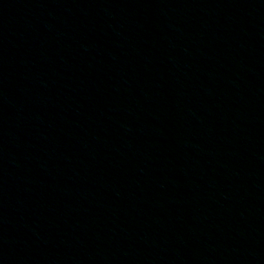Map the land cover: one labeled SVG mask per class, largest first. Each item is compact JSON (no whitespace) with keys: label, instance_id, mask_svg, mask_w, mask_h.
Listing matches in <instances>:
<instances>
[{"label":"water","instance_id":"95a60500","mask_svg":"<svg viewBox=\"0 0 264 264\" xmlns=\"http://www.w3.org/2000/svg\"><path fill=\"white\" fill-rule=\"evenodd\" d=\"M264 128V0H195Z\"/></svg>","mask_w":264,"mask_h":264}]
</instances>
